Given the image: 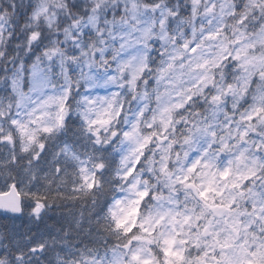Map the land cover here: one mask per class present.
I'll return each mask as SVG.
<instances>
[{"label":"snow or ice","instance_id":"snow-or-ice-1","mask_svg":"<svg viewBox=\"0 0 264 264\" xmlns=\"http://www.w3.org/2000/svg\"><path fill=\"white\" fill-rule=\"evenodd\" d=\"M0 264H264V0H0Z\"/></svg>","mask_w":264,"mask_h":264},{"label":"rangeland","instance_id":"rangeland-1","mask_svg":"<svg viewBox=\"0 0 264 264\" xmlns=\"http://www.w3.org/2000/svg\"><path fill=\"white\" fill-rule=\"evenodd\" d=\"M54 212H55V210H54Z\"/></svg>","mask_w":264,"mask_h":264}]
</instances>
